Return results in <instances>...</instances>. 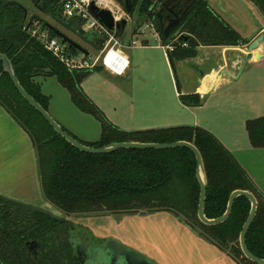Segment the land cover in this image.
Wrapping results in <instances>:
<instances>
[{"label": "trees", "instance_id": "obj_1", "mask_svg": "<svg viewBox=\"0 0 264 264\" xmlns=\"http://www.w3.org/2000/svg\"><path fill=\"white\" fill-rule=\"evenodd\" d=\"M6 1L0 0V52L11 61L22 87L48 111L49 97L41 92L35 78L54 76L60 86L68 91L72 103L100 123V137L95 142H85L61 125L65 131L92 147L112 142L192 143L199 150L204 164L207 182L204 207L206 217L222 215L232 191H250L258 205L246 234V245L254 255L264 258V194L232 153L210 131L195 125L135 131L119 129L81 87L83 78L98 66L91 69L67 67L45 48L39 39V33L42 32L31 34L29 30L32 24L26 27L23 11L15 5H3ZM190 1L193 14L191 34L186 40H176L175 49L168 54L170 61L187 56V53L194 51L195 46L204 44L206 40H218L224 45L242 41L238 33L220 22L206 0ZM248 1L264 17V0ZM131 3L130 16L135 15L134 32L147 22L155 24L158 31L159 22L154 15L156 2L131 0ZM39 6L42 12H52V16L60 17L59 0H41ZM37 23L48 31V38L57 37L42 20ZM162 39L165 43V39ZM182 42H186L187 47H182ZM67 51L69 55L78 53L69 48ZM188 98L194 99L182 96V99ZM0 105L32 141L43 199L64 215L98 216L168 211L181 218L191 229H199L200 233L197 232L204 240L228 253L238 264H256L244 257L239 246V233L250 211V202L246 197L240 196L234 201L232 211L223 223L208 226L199 221L197 205L200 186L195 174V157L189 149H118L105 154L79 151L57 134L41 114L22 98L9 75L3 71L1 61ZM246 130L253 147H264V117L247 120ZM3 203L4 199L0 196V264H31V261H24L26 251L22 245L23 239L14 229V224H11L10 217L2 216ZM36 215L34 220L38 228L34 237L40 244V253H37L39 257L50 253L54 247L53 235L55 233L58 241L61 228L59 221ZM58 249H61L60 242Z\"/></svg>", "mask_w": 264, "mask_h": 264}, {"label": "crops", "instance_id": "obj_2", "mask_svg": "<svg viewBox=\"0 0 264 264\" xmlns=\"http://www.w3.org/2000/svg\"><path fill=\"white\" fill-rule=\"evenodd\" d=\"M209 5L213 8L211 3ZM126 19L128 23V14ZM145 25L146 23L142 24L135 32H131L129 39L123 41L122 51L129 62L127 70L123 74H115L98 65L96 70L83 78L82 90L107 119L121 130L135 131L186 124L209 130L232 153L264 194V147H253L246 130L247 120L264 117V106H259V103L264 105V93L259 95L261 90L249 83L264 62V47H259L251 53L253 56L260 55L258 62L235 78L240 68V58L247 53L243 45L198 44L187 56L170 61L160 46L162 43L156 40L153 33L147 29L149 37L155 39V44L150 43L145 31L141 32ZM235 29L246 38L253 32L254 27L242 25ZM131 39H136L137 45H130ZM38 77L41 80L47 78ZM60 87L58 83V86L51 87V93L45 94L40 86L41 92L49 97L48 108L54 105L60 109L64 108V105V109L74 115L68 114L69 120H63L66 123L72 120L74 127L90 123L91 120L87 116H81L88 114L80 111L72 103L68 91ZM182 96H189L198 101L182 99ZM186 101H190V104H186ZM205 107L207 108L203 110ZM202 113L214 116L215 122L203 123L199 119ZM0 195L44 208L52 207L42 197L36 154L31 139L1 105ZM150 215L165 218L174 226L172 238H175L176 234L179 236L180 232L187 236L191 243V252L193 246L198 251V264H227L224 260L233 261L201 236H192L193 229L174 214L157 211L139 216ZM109 235L113 236H102ZM118 239L120 240V237ZM176 243L178 244L176 238L168 237L167 242L162 241L166 249L170 251L171 247V251L177 250L180 254L182 251L176 248ZM199 244L214 251L218 257L206 263L200 262ZM190 256L185 255L183 264L196 263L192 253ZM156 262L171 264L157 259ZM172 264L180 263L174 261Z\"/></svg>", "mask_w": 264, "mask_h": 264}, {"label": "water", "instance_id": "obj_3", "mask_svg": "<svg viewBox=\"0 0 264 264\" xmlns=\"http://www.w3.org/2000/svg\"><path fill=\"white\" fill-rule=\"evenodd\" d=\"M118 2L124 7L125 12L130 14L132 12V3L131 0H118ZM160 2V9L158 12L154 13L155 17L160 20V28L159 33L165 39V43H169L171 41H176L179 39L186 40L187 36L191 34L190 25L193 16L189 17L188 19L184 20V18L188 15L189 12L185 14H178L172 10L180 0H158ZM239 2L245 7L251 18L256 24V30L250 34L246 38V46H247V54L240 58V68L235 76L238 77L243 70L249 69L255 62H258L260 59V55H252L254 50L259 47H264L263 41V34H261L262 27L252 14L251 10L249 9L248 5L243 1L239 0ZM5 4L15 5L19 9L23 11V21L27 19L28 10L27 8L22 5L20 2L16 0H7ZM37 1L35 3V6ZM39 8V7H38ZM89 10L92 12L94 17H96L106 28L115 31L116 37H121L122 33L127 24L126 18H121L118 21H114V18L110 11L106 9H98L94 5L89 6ZM53 20L62 28V31L49 26L56 36L60 39L62 44H65L72 52L78 51L83 54H88V50L83 46V44L88 45L89 47L99 50V46L97 45L98 38H88L86 36L85 30L82 28L83 21L80 18H65V17H52ZM34 19L40 20V18L36 15H33L28 23V27L31 25ZM203 45V44H202ZM0 61L2 64L3 71L7 73L16 88L17 92L22 96V98L35 110H37L41 116L48 122V124L53 128V130L59 134L62 138H64L69 144L73 147L78 149L79 151L90 153V154H105L111 153L118 149H147V148H154V149H169V148H176V147H185L189 149L195 157L196 161V168L195 174L198 180L200 191L198 197V205H197V217L199 221L205 225L213 226L220 223H223L229 217L234 201L240 197H246L250 202V211L242 225L241 231L239 233V246L241 249L242 254L246 259L249 261L256 263V264H264V258H260L254 255L246 245V234L247 231L255 217L256 210H257V200L256 197L247 190L236 189L232 191L229 195L227 206L225 212L216 218H208L204 213L205 207V198H206V175L204 170V164L202 160V156L199 150L194 146L192 143L187 141H175L170 143H143V142H112L106 144L101 147H92L86 144H83L75 137L70 135L67 131H65L62 126L54 120V118L50 115V113L44 109L20 84L18 78L15 75L13 65L9 58L0 52ZM206 98V97H205ZM186 104H190V101H186ZM1 196V195H0ZM4 201L16 204L21 206V209L14 212V217L20 216H28L30 213L37 212L43 215H47L52 219L55 220H63L64 216L58 213L53 212L48 208H44L42 206H35L32 204H26L18 200H14L5 196H1ZM145 212L139 213V215H145ZM181 222L182 219L178 218ZM191 228V227H190ZM193 233L198 235V232L193 230ZM108 250L109 253H112L111 257H115L116 255L124 257L125 262L128 264H155L151 260H148L142 253L136 251L132 248L126 247L122 245L118 240L115 238H108Z\"/></svg>", "mask_w": 264, "mask_h": 264}, {"label": "rangeland", "instance_id": "obj_4", "mask_svg": "<svg viewBox=\"0 0 264 264\" xmlns=\"http://www.w3.org/2000/svg\"><path fill=\"white\" fill-rule=\"evenodd\" d=\"M19 1L28 10L27 19H26L27 28L30 18L33 15H36L44 22L45 25L55 27L62 31V28L53 20L52 12H45V11L42 12L39 9H36L33 6L31 0H19ZM207 1L211 3L213 8L233 27L238 28L241 27L242 25L243 26L249 25L251 27H256L255 22L253 21V19L245 9V7L239 2V0H207ZM246 3L248 4V7L251 10L254 17L256 18V20L260 24L264 25V17L260 13V11L253 4L247 1ZM41 5L44 6V3H41ZM130 14H128L130 20L126 24V28L123 32V35L121 36V40H120L121 43H124L123 41L129 39L130 35L132 34L131 32H134L135 15L134 17H131ZM140 26H142V24ZM29 31L31 32L32 35L36 34L37 32H42L39 33V36L45 35V37H48L49 35L48 31L46 29H42L41 25L37 22L32 24ZM144 31L146 36L149 37L148 35L149 32L147 31V29L144 28ZM260 32L261 34H263V29ZM86 36L88 38H93L92 31H88L86 33ZM149 41L150 43L153 44L156 43L155 39L152 37L149 39ZM83 46L88 51H90L93 56L94 54H96V52L94 51L95 49L89 47L86 44H83ZM243 46L245 48L247 47L246 44ZM177 68H180V66H177ZM251 80L249 81V83L251 82L253 87L261 90L259 92V95L264 93V62L261 63V67L258 69V72ZM35 81L39 83L43 92L44 93L46 92L48 94L52 92L53 88L51 87H54L55 85L58 86L57 83L58 81L54 76H51L49 78L47 77L42 80L39 77H37ZM53 98L55 99V95H53ZM259 106L262 108L264 105L259 103ZM63 107L65 108L64 105ZM64 108L59 109L53 105V107L48 108L49 109L48 112L50 113V115H52L54 120H56L60 125L64 126L68 131L73 133V135L75 134L76 136L82 139H88L87 142H95L98 140L100 123L94 117H92L91 115H81V116H87V118L91 120L90 123L87 124L82 123L83 125L74 127L72 120H70L68 123H66L63 120L65 118L69 120L68 117L70 115H74L72 112H71L72 114H70V112L66 111ZM206 108L207 107H205L203 110H205ZM68 114L70 115L68 116ZM199 119H201L203 123L215 122L214 116L206 115L203 113L201 114ZM179 125H183V124H179ZM66 126H68V128ZM83 141L86 142V140ZM48 209L52 210L55 213L64 215L54 207H48ZM68 217H70V219L72 218L73 220L78 221L80 225L88 228L92 233H95L97 235L102 236L103 234H112L114 237L117 238L120 237L122 243L139 250L140 252L149 256L154 261H156L157 259L159 261H164L165 263L172 264L174 261H176L179 262L180 264H183L185 262L184 261L185 255L190 256L192 253V257L196 262L195 264H198V258L196 257L198 251H196L197 250L196 247L193 246L191 252L190 250L191 243H189L187 236H185L183 233L180 232L179 236L178 234L174 235L175 238L178 239V244L176 243L177 245L176 248L182 251L180 254L177 250L171 251V247H170V251H169L168 249L165 248V246L162 245V241L167 242L168 237L171 239H175L174 237L172 238V235L175 232L174 226H172L165 218H159L154 215L141 217L139 216V213L138 214L110 213V214L98 215V216H72V217L68 216ZM197 231H199L200 233L199 229ZM192 236H195V234H193V231H192ZM173 248H175V246ZM224 253L230 257L228 253L226 252ZM217 257L218 255L214 251L208 250L203 245L199 244L200 262L206 263L207 261L214 260ZM224 261L227 262V264H235L231 260L230 261L232 263L227 260Z\"/></svg>", "mask_w": 264, "mask_h": 264}, {"label": "flooded vegetation", "instance_id": "obj_5", "mask_svg": "<svg viewBox=\"0 0 264 264\" xmlns=\"http://www.w3.org/2000/svg\"><path fill=\"white\" fill-rule=\"evenodd\" d=\"M31 1L33 3V6L36 9L40 8L39 3L41 2V0H31ZM36 1H37V4L35 6ZM154 1L156 2L154 13H156L160 9V2H158V0H154ZM243 1L245 3L247 1L253 4L251 1H248V0H243ZM206 2L208 6L210 7V9L214 12V14L218 17V19L223 25H228L230 29H232L233 31L238 33L239 36H241L240 33L230 23H228L222 16H220V14L214 8H212L209 5L207 0ZM2 4L6 5L5 2H3ZM190 5H191L190 0H180V2L174 8H172V10L178 14H181V13L185 14L186 12H189L188 15L184 18V20H186L189 17L193 16L190 10ZM37 21H38L37 19H34L31 24ZM157 21L159 22L158 24L160 26V20L158 18H157ZM260 25L263 29V25L262 24ZM207 27L208 25L206 24L205 28ZM255 30H256V27H254L253 32ZM253 32H251V34ZM241 38H242V41L240 43L233 44V45L231 44L230 46L245 45L246 38H243L242 36ZM203 45H224V44H220L218 40L217 41H207L206 40ZM2 206L4 207V211H2L3 212L2 216L8 215L10 217L11 224H14V229L16 228L18 234H20V237L23 239L22 245L26 251L25 252L26 257L24 258V261L26 262L31 261V264H128L127 262H125L124 257L119 256V255L118 256L116 255L115 257H111L112 253H109L110 251L108 250L109 248H108L107 239L115 238L117 240L118 238L111 236V235L100 236L95 233H92L88 228L80 225L78 221H75L72 218L70 219V217L66 215H63L64 216L63 220H55L48 216L50 219L60 222L61 234L60 236H58L60 238L57 241L56 235L54 233L53 238H52L53 244H54V247H52L53 249L51 248L50 253L42 254V256L37 257L38 256L37 253H40L39 251L40 244L34 237L35 231L38 228V225L36 224V221L34 220V218L37 217L36 214H41V213L33 212V213H30L26 217L24 216L14 217L13 216L14 212L20 210L21 206L12 204L6 201H4ZM44 216H47V215H44ZM4 231L6 232L5 229ZM118 241L122 245L132 248L131 246L122 243L119 239ZM58 242L61 243V249H58ZM132 249L139 251L135 248H132ZM142 254L148 260H151L153 263L161 264V263L154 261L146 254L144 253ZM233 261L235 262V264H238L235 260Z\"/></svg>", "mask_w": 264, "mask_h": 264}, {"label": "built area", "instance_id": "obj_6", "mask_svg": "<svg viewBox=\"0 0 264 264\" xmlns=\"http://www.w3.org/2000/svg\"><path fill=\"white\" fill-rule=\"evenodd\" d=\"M94 5L98 9H106L112 14L114 21L126 18L127 13L124 7L117 0H59L60 16L65 18H80L83 21L82 28L87 33L92 31L93 38H98L97 45L99 50H94V56L90 51L88 54L78 52L75 55L68 54V47L62 44L58 37L48 38L45 35L39 36L45 48L55 57L63 62L69 68H88L101 65L115 74H123L128 68V59L122 51L123 43L121 37L115 36V31L106 28L89 10V6ZM145 29L153 33L156 40L161 42L160 45L166 55L172 52L176 47V41L164 43L159 31L156 30L155 24L147 22ZM144 32V29L141 30ZM136 39H131L129 44L137 45ZM128 45V42H127ZM182 47H187L186 42L180 43Z\"/></svg>", "mask_w": 264, "mask_h": 264}]
</instances>
